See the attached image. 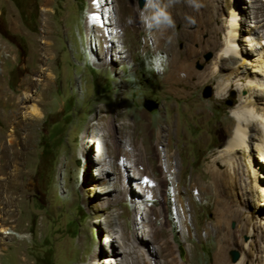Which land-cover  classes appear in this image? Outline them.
<instances>
[{
	"label": "rangeland",
	"instance_id": "rangeland-1",
	"mask_svg": "<svg viewBox=\"0 0 264 264\" xmlns=\"http://www.w3.org/2000/svg\"><path fill=\"white\" fill-rule=\"evenodd\" d=\"M140 1L0 0V264H108L111 250H123L124 236L141 239L152 229L163 230L162 246L135 241L129 264H185L188 253L192 264H213L216 195L205 191L209 185L201 176L209 179L206 167L229 139L220 131L232 127L247 94L235 80L223 96L216 94L227 71L189 89L187 98L167 92L163 78L172 51L182 62L199 51L203 63L198 59L194 67L203 71L224 44L230 13L223 1L215 18L202 0ZM247 1L232 28L238 37L257 25L264 34V0ZM208 86L212 94L205 98ZM145 100L157 101L158 108L148 111ZM30 103L40 115L29 114ZM258 107L264 109V100ZM123 122L162 132L166 124L174 126L170 176L161 168L143 180L122 174L132 173L123 160ZM136 132L145 151L148 141L141 128ZM103 134L100 161L96 143ZM119 153L123 162L115 164ZM258 155L254 146L250 174L264 187ZM221 164L216 169L223 171ZM192 179L199 183L181 187ZM240 192H234L236 201L243 199ZM255 203L262 221L254 241L264 249V206ZM236 221L222 228L234 231ZM241 239L249 243L246 235ZM227 256L239 263V246Z\"/></svg>",
	"mask_w": 264,
	"mask_h": 264
},
{
	"label": "bare ground",
	"instance_id": "bare-ground-1",
	"mask_svg": "<svg viewBox=\"0 0 264 264\" xmlns=\"http://www.w3.org/2000/svg\"><path fill=\"white\" fill-rule=\"evenodd\" d=\"M221 1L225 2V7L230 13V20L228 22L230 29L228 28L227 30L228 33L220 52L215 55L214 60L203 71H198L194 67V62L199 59L201 64L203 63L202 58L199 56V51L192 50L190 52L192 57L189 62H182L179 56L180 54L172 51L173 53L169 55V70L165 72L163 79L167 87V92L174 94L177 98H187L191 93L189 89L198 88L200 85L215 80L220 73L227 71L225 77L223 76L224 78L217 80L216 94L223 96L228 88L232 86L234 80V84L237 85L238 89L242 91L241 89L243 88V91L246 92L245 100L233 112L237 119L233 122L232 127L220 131L224 136L223 138L226 136L229 138L228 140L225 139L224 150L221 151V155L213 158L206 167L209 173V179L206 180L201 176V182L209 185L205 190L207 193L214 192L213 194L216 195L214 210L217 220L216 224L211 227V231H214L216 234L217 245L214 252L213 264H264V249L261 247L258 248L256 245L257 241H254L257 234L260 233V224L262 221H259L262 217L255 201H258L259 205L264 206V187L262 182H258L255 176L253 177L250 174V170L254 167L252 158L254 146L256 152L259 154L258 156L264 161V109L258 107V104L264 100V94L261 92L263 91L261 88L264 87V34H262L256 24L257 27L249 28L245 36L238 37L235 31V14L242 11L244 4L246 6L249 5L247 0L246 2H241L240 0H202V2H205L206 9L210 10V8H213L212 12L208 11L211 13L209 15L213 16V18H215L214 13L218 10ZM208 4L211 5L209 6ZM251 15L256 19V13L251 12ZM91 22H93V18H91ZM159 37L160 43H164L166 40V29H163L159 33ZM236 41H241L243 44L238 45ZM2 52L0 50V57L3 54ZM252 58L255 59L253 60ZM231 60H237V62L234 63L232 61L234 64H231L233 66L230 67L228 66L230 63L227 62ZM240 81H243V83H240ZM201 104L199 103V105ZM27 107L30 115L41 114L36 103H30ZM121 124V127L125 130L124 141L126 143V153L125 157L124 154L119 153L115 164L123 162L124 160L132 172L131 174H126L128 170H123L122 174H125V176L131 175L133 178L143 180L144 174L147 171H149L152 177H157L159 168H161L165 171L166 177L170 176L172 172L167 171V167L174 163V154H172V138L175 132L174 126L172 124H166L164 127L165 132H162L161 127L148 126L145 123L131 125L130 123L123 122ZM138 128L142 130L143 140L148 141V145L145 146V151L141 150L140 139L136 132ZM164 142H166L165 148H163ZM96 144L98 152L97 158L101 161L102 154L105 150L104 134L101 135L100 139H97ZM122 157H124L123 160ZM238 158L239 162L237 160ZM219 163H222L221 165L225 167V170L216 169V165ZM142 164L145 167L144 170L141 168ZM240 170L241 172L238 173ZM261 174H259V178H264ZM237 176H239L238 179ZM210 182L212 187L210 186ZM190 183L198 184L199 182L195 179H192L191 182L184 181L181 187L188 190ZM147 190L145 186H140V192L145 197L148 195L146 193ZM237 190L243 194V199L242 201L238 200L239 202L235 200L234 196V192H238ZM136 201L135 204H138L137 212L143 214V210L139 204L141 201ZM234 218L237 219L236 229L234 231L224 230L222 225L227 227L226 225ZM211 231H209L210 234ZM2 233L21 238L17 233L15 234L13 231H7L6 229H2ZM162 233L163 230L152 229L142 234L141 239L134 238L133 240L132 238L130 239L124 236L123 250H111L110 253L112 256L109 257L111 259H108L106 263L119 264V260L121 264H129L128 257L130 251L137 249L135 241L145 247L154 249L155 243L158 246H162V244L159 245L163 237L161 235ZM243 235L249 238V243L242 242L241 236ZM108 241L110 245L114 241L111 235ZM236 245L239 246L242 254V259L239 263L231 262L227 256V252L231 248L236 247ZM143 256L151 258L150 254L146 252H143ZM185 264H192V257L189 253Z\"/></svg>",
	"mask_w": 264,
	"mask_h": 264
},
{
	"label": "water",
	"instance_id": "water-1",
	"mask_svg": "<svg viewBox=\"0 0 264 264\" xmlns=\"http://www.w3.org/2000/svg\"><path fill=\"white\" fill-rule=\"evenodd\" d=\"M140 5L141 6L143 5V0L140 1ZM211 94H212L211 87L210 86L206 87L203 93L204 97L209 98L211 97ZM143 105L144 108H146L148 111H153L158 108L157 101H153V100H145Z\"/></svg>",
	"mask_w": 264,
	"mask_h": 264
}]
</instances>
